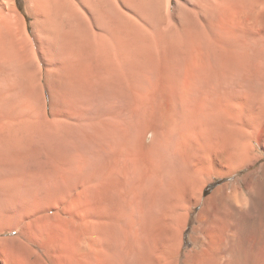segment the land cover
I'll return each mask as SVG.
<instances>
[{"label": "bare ground", "instance_id": "1", "mask_svg": "<svg viewBox=\"0 0 264 264\" xmlns=\"http://www.w3.org/2000/svg\"><path fill=\"white\" fill-rule=\"evenodd\" d=\"M119 1L25 0L28 14L42 17L47 32L58 21L61 32L78 38L81 6L101 10L111 32L89 29L103 68L88 81L101 85L110 112L96 147L46 148L44 161L33 142L27 153L12 151L15 158L0 174L7 195L0 191V233L17 231L19 245L4 246L0 239V264H264V229L253 237L242 230L257 221L243 222L240 179L208 196L209 219L184 256L181 236H172L177 212L163 179L172 159L192 164V177L210 163V177L223 178L259 157L251 151L254 141L264 143V130L257 135L238 128L236 110L264 112V67L247 52L264 46V0L224 5L214 36L188 25L186 35L171 37L161 27L173 30L165 16L160 27L139 25L134 33L137 24L118 9ZM28 34L19 0H0V98L5 85L25 80L24 68L34 63ZM63 41L60 51L72 55ZM216 130L223 132L207 144ZM211 180L200 183L192 205Z\"/></svg>", "mask_w": 264, "mask_h": 264}, {"label": "rangeland", "instance_id": "2", "mask_svg": "<svg viewBox=\"0 0 264 264\" xmlns=\"http://www.w3.org/2000/svg\"><path fill=\"white\" fill-rule=\"evenodd\" d=\"M19 3L26 16L29 33L28 37L26 36L28 38L26 39L28 42H25L26 48L36 57L33 65L28 64L23 70L25 80L16 83L17 86H15V82L5 85V96L0 98V114L3 113L0 115V133L3 129L6 133H14V131L19 133V137L23 138L22 148H27L23 149V151L25 150L23 153H27L30 145L26 142L24 135L26 136L32 131L36 134V147L38 149L39 146L38 151L40 150L41 157L43 156L42 150L46 148L62 150L72 146L73 148L74 146L96 147L103 131L102 118L104 115L108 116L110 107L101 85L88 81V76L100 75L103 68L99 60L100 53L90 43V30L98 33H110V24L107 19H104L101 10L91 3L86 7L81 6L82 9L78 14L82 24L80 38L74 37L70 32H61L62 30L58 29L60 26L58 21L50 22V32H47L43 27V18L34 19L29 15L25 0H19ZM238 4H241L240 0H220V2L219 0H120L117 7L124 16L131 17L137 24V27L134 26V33L139 25L146 28L159 26L156 23L162 16H165L173 28V30L167 31L165 24L161 25L167 37L186 35L184 27L188 25L203 27L205 30H210L211 35L214 36L218 24L225 16L223 10L226 11V9L222 7L225 5V8L230 9ZM189 34L191 35V33ZM62 40H64V44L74 49L72 55L66 56L60 51ZM233 43L234 41H229L226 44L231 48L241 49L236 43ZM248 49L250 57L259 61L264 67V46L254 44ZM30 75L36 78L33 79L29 77ZM237 108L236 111L241 117L239 116L240 121L236 126L244 127L245 130L257 135L261 134L264 130V112L261 110L249 112L241 110L240 107ZM2 119L5 121L2 122ZM216 132L221 134L223 131H214L215 136L208 137L207 144L220 135ZM40 139L41 141H39ZM254 145L255 150L251 151V154L259 156L255 162L227 177L218 178L212 175V180L206 185L202 200L197 205H192V203L199 193L200 183L211 178L209 171L214 166L208 165L210 164L208 163L204 169H200L192 177L191 174L188 175L189 170L191 172L194 167L192 164L189 163L191 169L188 162L186 164L173 159L169 162L163 179L167 188L168 200L178 216L171 220L170 227L174 240L177 236L182 238L181 253L183 256L193 248L192 237L199 236L200 226L209 219V209H204L208 196L226 182L240 179L243 191L239 195L238 205L246 211L243 222L254 219L257 221L255 227L249 228L244 225V229L247 228L242 230L247 234L251 232L250 237H253L257 229H264V143L260 144L254 141ZM1 148L4 151L0 155V169L2 170L9 165L11 158L7 157L11 156L10 152L13 148L9 141L0 142ZM3 155H6V158H2ZM194 160L196 162V158ZM39 163L38 165L42 167L43 162ZM208 186L210 187L208 188ZM1 188L0 186L2 192ZM2 195L6 194L2 192ZM218 222L220 223L219 219ZM213 225L212 228H214ZM4 230L3 233H0L2 244L4 246L9 244L17 248L19 245L17 231L11 232L6 227ZM261 251L259 250V252Z\"/></svg>", "mask_w": 264, "mask_h": 264}, {"label": "crops", "instance_id": "3", "mask_svg": "<svg viewBox=\"0 0 264 264\" xmlns=\"http://www.w3.org/2000/svg\"><path fill=\"white\" fill-rule=\"evenodd\" d=\"M5 129H3V131L0 133V142L1 143H3V142H10L11 143V146H12V151H14V149H18L19 147L20 148H22V146H21V141L23 140V138L20 136L19 137V133H17L16 131H14V133H6L5 131H4ZM31 134V135H30ZM33 134V135H32ZM35 135V133H32V131H31V133L29 132L28 134H26V136L24 135V137H25V139H26V142H28L29 143V147H35L36 146V135ZM1 136H2V138H1ZM32 136V137H31ZM31 137V138H30ZM33 137H34V139H33ZM6 139V140H5ZM34 141H33V140ZM20 141V142H19ZM39 141H41V139L39 140ZM35 143L33 146H32V144L33 143ZM2 146V145H1ZM19 148V149H20ZM10 152L11 153V156H8L7 158H11V160L13 159V158H15L14 156H15V154L13 153V152ZM3 149L1 148L0 149V155H2L3 154ZM22 155H24V154H22ZM6 158V155H3L2 156V158ZM24 159H25V156H22ZM22 158V159H23ZM1 168V167H0ZM0 174H2V170H0Z\"/></svg>", "mask_w": 264, "mask_h": 264}, {"label": "trees", "instance_id": "4", "mask_svg": "<svg viewBox=\"0 0 264 264\" xmlns=\"http://www.w3.org/2000/svg\"><path fill=\"white\" fill-rule=\"evenodd\" d=\"M209 187H210V186H208V188H209ZM208 188H207V189H208Z\"/></svg>", "mask_w": 264, "mask_h": 264}]
</instances>
